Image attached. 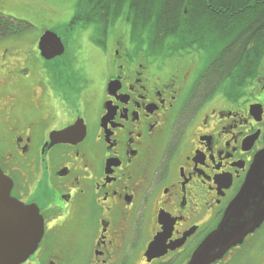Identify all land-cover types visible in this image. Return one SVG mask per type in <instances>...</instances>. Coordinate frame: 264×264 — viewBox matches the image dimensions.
<instances>
[{"label":"flooded vegetation","instance_id":"obj_1","mask_svg":"<svg viewBox=\"0 0 264 264\" xmlns=\"http://www.w3.org/2000/svg\"><path fill=\"white\" fill-rule=\"evenodd\" d=\"M129 17L111 41L93 28L73 54L40 56L46 70L2 47L0 170L44 227L23 264H189L264 149V63L208 91L202 54L133 41ZM212 264H264V223Z\"/></svg>","mask_w":264,"mask_h":264},{"label":"trees","instance_id":"obj_2","mask_svg":"<svg viewBox=\"0 0 264 264\" xmlns=\"http://www.w3.org/2000/svg\"><path fill=\"white\" fill-rule=\"evenodd\" d=\"M104 4L118 9L109 14L110 22L86 21ZM125 14L130 16L133 41L161 55L208 56L203 72L208 91L240 90L247 72L256 75L263 66L264 0H77L66 31L93 27L107 36ZM32 28L0 14V41Z\"/></svg>","mask_w":264,"mask_h":264},{"label":"water","instance_id":"obj_3","mask_svg":"<svg viewBox=\"0 0 264 264\" xmlns=\"http://www.w3.org/2000/svg\"><path fill=\"white\" fill-rule=\"evenodd\" d=\"M39 49L46 60L65 51L62 40L48 31L40 38ZM253 114L262 111L252 108ZM11 182L0 170V264H23L37 249L43 236V219L37 208L11 197ZM264 223V149L249 170L245 183L218 225L194 253L189 264H212Z\"/></svg>","mask_w":264,"mask_h":264},{"label":"rangeland","instance_id":"obj_4","mask_svg":"<svg viewBox=\"0 0 264 264\" xmlns=\"http://www.w3.org/2000/svg\"><path fill=\"white\" fill-rule=\"evenodd\" d=\"M76 4L77 0H0V13L29 23L33 27L18 41H10L8 45L0 43L3 45L0 46V53L3 51L2 47L10 48L15 52L29 50L34 62L38 63V67L45 69V65H53L56 62L50 63L41 59L38 54V41L45 32L50 31L66 45L68 56L73 54L74 49L82 46L83 37L88 38L89 32L93 30V27H89L85 30L78 28L72 33L66 31V25L75 13ZM115 29H111L109 41L114 38ZM208 60L210 58L202 54L197 57V60H192V65L195 70L199 68L203 70ZM60 61L59 59L58 62Z\"/></svg>","mask_w":264,"mask_h":264},{"label":"bare ground","instance_id":"obj_5","mask_svg":"<svg viewBox=\"0 0 264 264\" xmlns=\"http://www.w3.org/2000/svg\"><path fill=\"white\" fill-rule=\"evenodd\" d=\"M2 16H4V17H9V18H12V17H10V16H5L4 14H2V13H0ZM14 19V18H13ZM70 33V32H69ZM63 43V42H62ZM64 45V44H63ZM64 48H65V45H64ZM38 50L40 51V49H39V45H38ZM64 53H65V51H64ZM64 53L62 54V55H64ZM40 56L42 57V58H44L43 56H42V54H41V51H40ZM45 59V58H44ZM46 60V59H45ZM5 176V175H4ZM236 198V197H235ZM232 203V202H231ZM230 206V205H229ZM228 209V208H227Z\"/></svg>","mask_w":264,"mask_h":264}]
</instances>
